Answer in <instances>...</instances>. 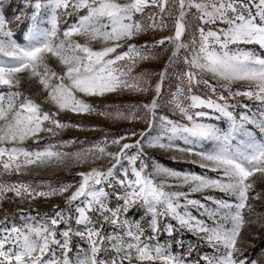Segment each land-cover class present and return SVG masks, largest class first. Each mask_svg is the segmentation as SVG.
I'll list each match as a JSON object with an SVG mask.
<instances>
[{
    "label": "snow or ice",
    "instance_id": "6c2138e0",
    "mask_svg": "<svg viewBox=\"0 0 264 264\" xmlns=\"http://www.w3.org/2000/svg\"><path fill=\"white\" fill-rule=\"evenodd\" d=\"M161 49L163 69L144 70ZM121 93L144 100H92ZM68 113L147 127L84 146L61 137L84 127ZM65 168L76 169L67 181L24 179ZM53 198L63 206L33 207ZM257 203L264 0H0V264H264L249 254L264 247Z\"/></svg>",
    "mask_w": 264,
    "mask_h": 264
},
{
    "label": "rangeland",
    "instance_id": "374dc122",
    "mask_svg": "<svg viewBox=\"0 0 264 264\" xmlns=\"http://www.w3.org/2000/svg\"><path fill=\"white\" fill-rule=\"evenodd\" d=\"M17 3H19V0H16ZM167 32L164 33H157L155 36V39L161 38L163 35H166ZM154 38L151 34H146L141 38L138 43H142L144 41H152ZM158 55L159 59L151 62H144L142 64V68L147 71H154V72H159L163 69L167 56L169 55V52L158 50ZM158 79V77H153V83ZM172 86L166 81L164 85V89L167 92ZM174 90V89H172ZM94 101L95 105L100 109L104 110V106L106 105L109 110L114 109L120 104H132L136 103L137 101H143L144 97L138 94H130V93H121V94H109L107 97H102V98H92ZM249 104H252L251 101H246ZM253 108H255V105H252ZM164 112L168 114L171 118L173 119H179L178 114H173L170 112L168 109H164ZM64 115L68 120H70L71 123H80L84 127L82 129H77V128H69L64 130L61 133V137L63 139H76L78 141H84L85 145L87 146L88 144L95 143L97 139L101 138L102 134H112L116 133L118 131L122 130H129L132 128H135L136 130H142L146 128L147 126L143 123H131V122H119V121H112V120H105L104 117H99L96 115H83V116H78L75 114H62ZM93 126H95L96 130H92ZM138 138V137H137ZM81 145L77 144L73 146L74 150ZM112 150H115L114 148ZM151 155L157 158V160L162 163L163 165L177 169V170H182V171H191V172H197V173H202L204 170L200 169L197 164L191 163L192 160H198L197 157L194 156H184L182 160L173 162L171 157L172 156H177L181 157L182 154L178 152H168L165 153L162 150H153L149 149L148 150ZM76 169H73V171L70 173L66 168L61 169V170H54V169H41V170H33L28 172L25 177H31V178H42L41 180L38 181H51L52 183H55V181L58 178L62 177H71L74 174V171ZM214 175V174H212ZM12 195V194H8ZM195 198H200L199 194H196ZM60 204L63 206V201L61 198H53L51 201H43L40 200L38 202L33 203V207H36L40 210H47L52 206V204ZM6 208L9 210H14L15 206L11 205L7 202H5L4 205ZM26 206V205H22ZM256 207L259 210H264V204L257 203ZM2 215V214H0ZM187 234V233H186ZM161 239H168L167 237H161ZM184 239L185 243H190V240L188 238H185L184 234ZM196 243V240H193V244ZM254 244H256V247L254 250H252L249 254L258 260L264 261V252L258 251V246L261 244L260 241H253ZM259 255H261L259 257Z\"/></svg>",
    "mask_w": 264,
    "mask_h": 264
},
{
    "label": "trees",
    "instance_id": "16d2710c",
    "mask_svg": "<svg viewBox=\"0 0 264 264\" xmlns=\"http://www.w3.org/2000/svg\"><path fill=\"white\" fill-rule=\"evenodd\" d=\"M63 178V180H65V181H67V180H70L71 179V177H62ZM24 179H26V180H28V179H32L31 177H24ZM42 178H38V179H36V180H41ZM185 238H188L189 240H190V243H192L193 244V240H195V238L191 235V234H185ZM258 251H260V252H264V247H262L261 246V244L258 246ZM193 255L195 256L196 254L195 253H193ZM261 255H259V257H260Z\"/></svg>",
    "mask_w": 264,
    "mask_h": 264
}]
</instances>
